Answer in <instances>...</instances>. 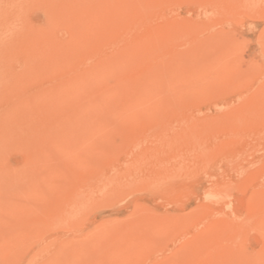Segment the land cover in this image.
Masks as SVG:
<instances>
[{"label": "rangeland", "instance_id": "374dc122", "mask_svg": "<svg viewBox=\"0 0 264 264\" xmlns=\"http://www.w3.org/2000/svg\"><path fill=\"white\" fill-rule=\"evenodd\" d=\"M63 1L0 0V264H264V0Z\"/></svg>", "mask_w": 264, "mask_h": 264}, {"label": "bare ground", "instance_id": "6f19581e", "mask_svg": "<svg viewBox=\"0 0 264 264\" xmlns=\"http://www.w3.org/2000/svg\"><path fill=\"white\" fill-rule=\"evenodd\" d=\"M16 1H18V0H16ZM75 1H76V0H75ZM75 1H74V2H75ZM80 1H81V0H80ZM93 1H94V0H93ZM101 1H102V0H101ZM106 1H107V0H106ZM106 1L104 0V2H106ZM119 1H120V0H119ZM124 1H125V0H124ZM133 1H134V0H133ZM138 1H139V0H138ZM150 1H151V0H150ZM152 1H153V0H152ZM154 1H155V0H154ZM235 1H236V0H235ZM238 1H239V0H238ZM249 1H250V3L252 2V3H254V4H255V3L257 4V1H256V0H249ZM260 1H261V0H260ZM63 2H65V1L62 0V3H63ZM116 2H117V1H116ZM135 2H136V1H135ZM141 2H142V1H141ZM148 2H149V1H148ZM171 2H172V1H171ZM233 2H234V0H233ZM261 2H263V0H262ZM10 3H11V2H10ZM14 3H16V2H14ZM58 3H59V2H58ZM60 3H61V2H60ZM71 3H72V2H71ZM108 3H109V2H108ZM110 3H111V2H110ZM112 3H113V2H112ZM117 3H118V2H117ZM117 3H116V4H117ZM131 3H132V2H131ZM234 3L236 4L237 1L234 2ZM8 4H9V3H8ZM17 4H18V3H17ZM17 4H16V5H17ZM19 4H20V3H19ZM65 4H66V3H65ZM85 4H86V3H85ZM91 4H92V3H91ZM97 4H98V3H96V6H95V7H97ZM113 4H115V3H113ZM113 4H111V5H113ZM136 4H137V3H136ZM138 4H139V3H138ZM161 4H162V3H161ZM164 4H166V2H165ZM238 4H239V3H238ZM238 4H237V5H238ZM240 4H241V3H240ZM240 4H239V5H240ZM258 4H259V2H258ZM3 5H4V4H3ZM16 5L13 6V10H14V7H16ZM20 5H21V4H20ZM20 5H19V6H20ZM67 5H68V4H67ZM87 5H88V4H87ZM93 5H95V2L93 3ZM93 5H92V7H93ZM111 5H110V6H111ZM117 5H118V4H117ZM156 5H157V4H156ZM156 5H155V7H156ZM229 5H230V4H229ZM232 5H233V7H234V4H232ZM239 5H238V6H239ZM252 5H253V4H252ZM252 5H251V6H252ZM9 6H10V5H9ZM70 6H71V5H70ZM115 6H116V5H115ZM119 6H120V5H119ZM133 6H134V3H133ZM149 6H150V5H149ZM227 6H228V5H227ZM245 6H246V5H245ZM251 6H249V7H251ZM260 6H262V5H260ZM7 7H8V6H7ZM92 7H91V8H92ZM143 7H144V5H143ZM235 7H236V5H235ZM240 7H241V5L239 6V8H240ZM243 7H244V6H243ZM249 7H248V8H249ZM255 7H256V6H253V8H255ZM8 8H9V7H8ZM79 8H81V7H79ZM98 8H100V7L98 6ZM106 8H107V7H106ZM126 8H127V7H126ZM128 8H129V7H128ZM141 8H142V7H141ZM161 8H162V7H161ZM221 8H222V7H221ZM9 9H10V8H9ZM20 9H21V8H20ZM100 9H101V8H100ZM130 9H132V8H130ZM156 9H157V8H156ZM226 9H227V8H226ZM226 9H225V6H224L223 10L226 11ZM73 10H74V9H73ZM80 10H81V9H80ZM83 10H84V9H83ZM93 10H96V8L93 9ZM93 10H92V12H94ZM97 10H98V9H97ZM119 10H120V9H119ZM135 10H136V9H135ZM138 10H139V9H138ZM228 10L230 11V9H228ZM237 10H238V7H237ZM239 10H241V8H240ZM246 10H247V9H246ZM248 10H249V9H248ZM5 11H6V10L4 9V12H5ZM19 11H20V10H19ZM98 11H99V10H98ZM117 11H118V10H117ZM117 11H116V12H117ZM122 11H123V10H122ZM131 11H132V13H133V10H131ZM144 11H145V10H144ZM225 11H224V12H225ZM235 11H236V10H235ZM14 12H15V10H14ZM14 12H12V10H11V13H12V14H13ZM23 12H24V11H23ZM83 12H84V11H83ZM99 12H101V11H99ZM99 12H98V13H99ZM120 12H121V11H120ZM120 12H119V13H120ZM137 12H138V11H137ZM137 12H134V13L137 14ZM139 12H140V11H139ZM147 12H148V11H147ZM153 12H154V11H153ZM158 12H159V11H158ZM158 12H157V13H158ZM221 12H222V14H224L223 11H221ZM227 12H228V11H227ZM238 12H239V11H238ZM2 13H3V12H2ZM7 13H8V12H6V14H7ZM20 13H21V11H20ZM20 13H18L19 16H18V14H17V18H13L14 21H15L16 19H18V17L21 16ZM26 13H27V12H26ZM94 13H95V12H94ZM104 13H105V12H103V14H104ZM129 13H130V12H129ZM151 13H152V12H151ZM9 14H10V13H9ZM9 14H7V15H9ZM82 14H83V13H82ZM99 14H100V13H99ZM106 14H107V13H106ZM106 14H105V15H106ZM120 14H121V13H120ZM126 14H127V13H126ZM136 14H135L134 16H136ZM225 14H226V12H225ZM77 15H78V14H77ZM97 15H98V14H97ZM112 15H113V14H112ZM123 15H124V14H123ZM130 15H132V14H130ZM142 15H143V16H142ZM142 15H139V16H142V17L144 18V14H142ZM147 15H148V14H147ZM147 15H146V16H147ZM219 15H220V14H219ZM4 16H5V15H4ZM25 16H26V15H25ZM89 16H90V15H89ZM137 16H138V14H137ZM139 16H138V17H139ZM53 17H54V15H53ZM86 17H88V16H86ZM104 17H105V16H104ZM115 17H116V15H115ZM123 17H124V16H123ZM125 17H127V16H125ZM142 17H140V18H142ZM2 18L4 19V17H2ZM7 18H8V17H7ZM84 18H85V16H84ZM129 18H131V16H130ZM129 18H128V19H129ZM140 18H138V19H140ZM152 18H153V17H152ZM226 18H227V16H226ZM9 19H11V18H9ZM87 19H89V17H88ZM87 19H85V21H87ZM91 19H92V18H91ZM121 19H122V15H121ZM134 19H135V18H134ZM136 19H137V17H136ZM136 19H135V20H136ZM0 20L2 21V19H0ZM98 20H99V19H98ZM98 20H97V21H98ZM106 20H107V19H106ZM119 20H120V19H119ZM119 20H118V21H119ZM125 20L128 21L127 19H125ZM140 20H141V19H140ZM3 21H4V20H3ZM3 21H2V22H3ZM12 21H13V20H12ZM59 21H60V20H59ZM85 21H84V23H85ZM108 21H110V20L108 19ZM129 21H130V20H129ZM4 22H5V21H4ZM4 22H3V23H4ZM91 22H92V21H91ZM114 22H115V20H114ZM131 22H132V21H131ZM141 22H142V21H141ZM74 23H75V21H74ZM86 23H87V22H86ZM86 23H85V25H86ZM97 23H99V21H98ZM115 23H116V22H115ZM118 23H119V22H118ZM126 23L128 24V22H126ZM126 23H124V24H126ZM132 23H133V22H132ZM0 24H1V22H0ZM5 24H6V23H5ZM121 24H122V22H121ZM140 24H142V23H140ZM158 24H159V23H158ZM3 25H4V24H3ZM53 25H54V23H53ZM92 25H93V24H92ZM98 25H99V24H98ZM111 25H112V24H111ZM116 25H118V24L116 23ZM130 25H132V24L130 23ZM134 25H137V24H134ZM142 25H143V24H142ZM156 25H157V24H156ZM13 26H14V25H13ZM112 26H113V25H112ZM120 26H121V25H119V27H120ZM4 27H5V26H4ZM29 27H30V26H29ZM88 27L91 28V26H88ZM147 27H148V26H147ZM13 28H14V27H13ZM15 28H16V27H15ZM15 28H14V29H15ZM51 28H52V27H51ZM54 28H55V27H54ZM94 28H96V27L94 26ZM98 28H99V27H98ZM102 28H103V27H102ZM104 28H105V27H104ZM107 28H108V27H107ZM107 28H105V29H106V30H105V31H106L105 34H107V32H109V30H107ZM110 28H111V27H110ZM9 29H11V28L9 27ZM91 29H92V28H91ZM91 29H90V30H91ZM122 29H123V28H122ZM159 29H160V28H159ZM88 30H89V29H88ZM90 30H89V31H90ZM92 30H93V29H92ZM92 30H91V31H92ZM113 30H114V29L111 28V32H112ZM125 30L129 31L130 29L128 30V28H126ZM131 30H132V29H131ZM141 30H142V29H141ZM155 30H157V29L154 28V32H155ZM0 31H1V30H0ZM9 31H10V30H9ZM60 31H61V30H60ZM79 31H80V30H79ZM83 31H84V30H83ZM85 31H86V29H85ZM103 31H104V30H103ZM143 31H144V29H143ZM151 31L153 32L152 28H151V30L148 29V32L152 33ZM116 32H117V31H116ZM124 32H125V31H124ZM134 32H135V31H134ZM137 32H138V31H137ZM140 32H141V31H140ZM140 32H139V33H140ZM145 32H146V31H145ZM156 32H157V31H156ZM159 32H160V31H159ZM3 33H4V32H3ZM3 33H2V34H3ZM8 33H9V32H8ZM68 33H69V32H68ZM81 33H82V32H81ZM113 33H114V32H113ZM117 33H118V32H117ZM135 33H136V32H135ZM157 33H158V32H157ZM4 34H5V33H4ZM4 34L2 35V37H4ZM6 34H7V33H6ZM84 34H85V33H84ZM133 34H134V33H133ZM0 35H1V34H0ZM70 35H71V33H70ZM76 35H77V34H76ZM85 35H86V34H85ZM97 35H98V34H97ZM99 35H100V37H101V33H100ZM138 35H139V34H138ZM138 35H137V37H138ZM145 35H147V36L150 37L149 34H145ZM5 36H6V35H5ZM105 36H106V35H105ZM119 36H121V35H119ZM141 36H143V33H142ZM147 36H146V38H147ZM0 37H1V36H0ZM82 37H83V36H82ZM86 37H89V36L86 35ZM102 38H103V37H102ZM112 38H113V37H112ZM123 38H125V37L123 36ZM123 38H121V39H123ZM140 38H143V37H140ZM83 39H84V37H83ZM87 39L89 40V38H87ZM119 39H120V37H119ZM128 39H129V38H128ZM136 39H137V38H136ZM92 40H93V39H92ZM125 40H127V39L125 38ZM148 40H149V39H148ZM23 41H24V39H23ZM115 41H116V38H115ZM122 41H123V40H122ZM136 41H137V40H136ZM139 41H140V40H139ZM53 42H54V41H53ZM53 42H52V43H53ZM78 42H79V41H78ZM93 42H94V41H93ZM96 42H97V41H96ZM96 42H95V43H96ZM110 42H111V41H110ZM125 42H126V41H125ZM127 42H128V41H127ZM133 42H134V41H133ZM133 42H132L131 44H133ZM30 43H31V42H30ZM58 43H59V42H58ZM61 43H62V42H61ZM64 43H66V42H64ZM69 43H70V42H69ZM69 43H68V44H69ZM80 43H81V42H80ZM88 43H89V41H88ZM90 43H91V42H90ZM100 43H101V42H100ZM117 43H118V42H117ZM119 43L121 44V42H119ZM119 43H118V44H119ZM146 43H147V42H146ZM149 43H150V42H149ZM32 44H33V42H32ZM68 44H67V46H68ZM91 44H92V43H91ZM112 44H113V43H112ZM131 44H129V46H130ZM139 44H140V43H139ZM139 44H138V45H139ZM5 45H6V44H5ZM71 45H72V44H71ZM84 45H85V44H84ZM84 45H82V46H84ZM89 45H90V44H89ZM92 45H93V44H92ZM101 45H102V44H101ZM103 45H104V44H103ZM114 45H116V44H114ZM123 45H124V44H123ZM127 45H128V44H127ZM140 45H142V44H140ZM144 45H145V43H144ZM144 45H143V46H144ZM147 45H148V44H147ZM0 46H1V45H0ZM27 46H28V45H27ZM49 46H50V45H49ZM107 46H108V45H107ZM111 46H112V45H111ZM121 46H122V44H121ZM121 46L119 45V47H121ZM136 46H137V45H136ZM145 46H146V45H145ZM145 46H144V47H145ZM148 46H149V45H148ZM76 47L78 48L77 45H76ZM130 47H131V46H130ZM134 47H135V46H134ZM141 47H142V46H141ZM141 47H140L139 49H137V51L141 50ZM144 47H143V49H144ZM19 48H20V47H19ZM34 48H35V47H34ZM51 48H52V47H51ZM61 48H62V47H61ZM85 48H86V47L84 46V49H83V50H85ZM96 48H97V47H95V49H96ZM101 48H102V47H101ZM116 48H117V47H116ZM136 48H137V47H136ZM148 48H149V47H148ZM78 49H79V48H78ZM95 49H94V50H95ZM108 49H109V48H108ZM111 49H112V48H111ZM124 49H126V48H124ZM129 49H130V51H131L133 48H132V49H131V48H128V49H126V50H129ZM3 50H4V49H3ZM3 50H2V51H3ZM9 50H10V49H9ZM12 50H14V48H12ZM12 50H11V51H12ZM20 50H21V49H20ZM63 50H64V49H63ZM96 50H97V49H96ZM121 50H123V49H121ZM126 50H124V51H126ZM134 50H135V49H134ZM79 51H80V50H79ZM85 51H86V50H85ZM88 51H89V49H88ZM112 51H113V50H112ZM124 51H123V54H125ZM135 51H136V50H135ZM144 51H145V50H144ZM144 51H143V52H144ZM7 52H8V51H7ZM63 52H64V51H63ZM69 52H70V51H69ZM90 52H91V51H90ZM95 52H96V51H95ZM126 52H128V51H126ZM132 52H134V51L132 50ZM48 53H49V52H48ZM57 53L59 54V52H57ZM66 53H68V52H66ZM76 53H77V52H76ZM98 53H99V52H98ZM138 53H139V52H138ZM12 54H13V52H12ZM17 54H18V53H17ZM69 54H70V53H68V55H69ZM80 54H81V52H80ZM80 54H78V55H80ZM85 54H86V52H85ZM128 54H129V53H128ZM19 55H21V54H19ZM68 55H67V56H68ZM72 55H73V54H72ZM126 55H127V54H126ZM0 56H1V55H0ZM122 56H123V55H122ZM132 56H133V54H132ZM145 56H146V55H145ZM9 57H10V56H9ZM72 57H73V56H72ZM136 57H137V56H136ZM142 57H143V55H142ZM148 57H149V56H148ZM148 57H147V58H148ZM20 58H21V57H20ZM82 58H84V57L82 56ZM85 58H86V57H85ZM121 58H122V57H121ZM128 58H129V57H128ZM140 58H141V57H140ZM60 59H61V58H60ZM63 59H64V58H63ZM73 59H75V58H73ZM77 59H78V58H77ZM109 59H110V58H109ZM109 59H108V61H109ZM125 59H126V57H125ZM130 59H131V57H130ZM138 59H139V58H138ZM142 59H143V58H142ZM2 60H3V59H2ZM58 60H59V59H58ZM112 60H113V59H112ZM135 60H136V58H135ZM140 60H141V59H140ZM148 60H149V59H148ZM3 61H4V60H3ZM55 61H56V60H55ZM55 61H54V62H55ZM113 61H115V60H113ZM132 61H133V58H132ZM136 61H137V60H136ZM141 61H142V60H141ZM144 61H145V60H144ZM36 62H37V61H36ZM66 62H67V61H66ZM128 62H131V61L129 60ZM0 63H1V61H0ZM9 63H10V62H9ZM67 63H68V62H67ZM92 63H93V62H92ZM132 63H134V62H132ZM143 63H144V62H143ZM47 64H48V63H47ZM70 64L72 65V63H70ZM112 64H113V63H112ZM128 64H129V63H128ZM144 64H145V63H144ZM146 64H147V63H146ZM103 65H104V64H103ZM110 65H111V63H110ZM116 65H118V62L116 63ZM123 65H124V64H123ZM123 65H122V66H123ZM125 65H126V64H125ZM125 65H124V66H125ZM135 65H136V64H135ZM135 65H134V66H135ZM137 65H139V64H137ZM141 65H142V63H141ZM141 65H140V66H141ZM54 66H55V65H54ZM142 66H144V65H142ZM101 67H102V65H101ZM118 67H119V66H118ZM127 67H128V66H127ZM144 67H145V66H144ZM147 67H148V66H147ZM40 68H41V67H40ZM115 68H116V67H115ZM92 69H93V68H92ZM116 69H117V68H116ZM116 69H115V71H116ZM123 69H124V68H123ZM123 69H122V70H123ZM147 69H148V68H147ZM95 70H96V67H95ZM113 70H114V67H113ZM120 70H121V68H120ZM133 70H134V69H133ZM43 71H44V70H43ZM123 71H124V70H123ZM146 71H147V70H146ZM57 72H58V71H57ZM57 72H55V73H57ZM93 72H94V71H93ZM93 72H91V73H93ZM117 72H118V71H117ZM127 72H129V71H127ZM144 72H145V71H144ZM40 73H41V71H40ZM43 73H44V72H43ZM49 74H50V73H49ZM75 74H76V73H75ZM81 74H82V73H81ZM123 74H124V73H122L121 76H122ZM127 74H128V73H127ZM106 75H107V74H106ZM118 75H120V74H118ZM124 75H126V74H124ZM128 75H129V74H128ZM131 75H132V74H131ZM145 75H146V74H145ZM52 76H53V75H52ZM93 76H94V75H93ZM102 76H103V75H102ZM104 76H105V75H104ZM33 77H34V76H33ZM62 77H63V76H62ZM63 78H64V77H63ZM97 78H98V77H97ZM113 78H114V77H113ZM116 78H117V76H116ZM128 78H129V77H128ZM16 79H17V78H16ZM111 79H112V78H111ZM130 79H131V78H130ZM2 80H3V79H2ZM4 80H5V79H4ZM70 80H71V79H70ZM85 80H87V78H86ZM122 80H123V79H122ZM144 80H145V79H144ZM60 81H61V80H60ZM131 81H132V80H131ZM73 82H74V81H73ZM86 82H87V81H86ZM127 83H128V82H127ZM94 84H95V83H94ZM122 84H123V83H122ZM130 84H131V83H130ZM1 85H2V84H1ZM262 85H263V84H262ZM76 86H77V85H76ZM122 86H123V85H122ZM123 87H124V86H123ZM140 87H142V86H140ZM260 87H261V86H260ZM260 87H259V88H260ZM42 88H43V87H42ZM101 88H102V87H101ZM111 88H112V87H111ZM113 88H114V87H113ZM142 88H143V87H142ZM138 89H139V87H138ZM145 89H146V88H145ZM261 89H262V87H261ZM81 90H82V89H81ZM120 90H121V89H120ZM128 90H129V89H128ZM143 90H144V89H143ZM87 91H88V90H87ZM111 91H112V90H111ZM126 91H127V90H126ZM50 92H51V91H50ZM117 92H118V91H117ZM259 92H261V91L259 90ZM36 93H37V92H36ZM144 93H145V91H144ZM225 93H226V92H225ZM70 94H71V93H70ZM145 94H146V93H145ZM66 95H67V94H66ZM98 95H99V94H98ZM100 95H101V94H100ZM100 95H99V96H100ZM58 96H59V95H58ZM103 96H104V95H103ZM14 97H15V96H14ZM37 97H38V96H37ZM40 97H41V96H40ZM90 97H91V96H90ZM17 98H18V97H17ZM35 98H36V97H35ZM35 98H34V99H35ZM86 98H87V97H86ZM143 98H144V97H143ZM224 98H225V97H224ZM247 98H248V97H247ZM77 99H78V98H77ZM79 99H80V98H79ZM251 99H252V98H251ZM262 99H263V97H262ZM47 100H48V99H47ZM50 100H51V99H50ZM224 100H225V99H224ZM67 101H68V100H67ZM22 102H23V101H22ZM35 102H36V101H35ZM75 102H76V101H75ZM81 102H82V101H81ZM256 102L259 103V104H256V106H258V105H260V104L262 103V102L260 103V101H259V102L256 101ZM27 103H28V102H26V104H27ZM79 103H80V101H79ZM21 104H22V103H21ZM26 104H25V105H26ZM33 104H34V103H33ZM36 104H37V103H36ZM68 104H69V103H68ZM70 104H71V103H70ZM5 105H6V104H5ZM15 105H16V104H15ZM17 105H18V104H17ZM27 105H29V104H27ZM20 106H21V105H20ZM42 106H43V105H42ZM73 106H74V105H73ZM79 106H80V105H79ZM244 106H245V105H244ZM261 106H263V104H262ZM21 107H22V106H21ZM21 107H20V108H21ZM29 107H30V106H29ZM55 107H56V106H55ZM66 107H67V106H66ZM241 107H242V106H241ZM86 108H87V107H86ZM242 108H243V107H242ZM257 108H258V107H257ZM23 109H24V108H23ZM30 109H31V108H30ZM51 109H52V108H51ZM82 109H83V108H82ZM240 109H241V108H240ZM259 109H260V107H259ZM259 109H258V110H259ZM27 110H28V109H27ZM85 110H86V109H85ZM87 110H90V109H87ZM229 110H230V109H229ZM234 110H235V109H234ZM20 111H21V110H20ZM60 111H61V110H60ZM181 111H182V110H181ZM239 111H240V110H239ZM251 111H252V110H251ZM23 112H24V111H23ZM241 112H243V111H241ZM259 112H260V111H259ZM18 113H19V112H18ZM60 113H61V112H60ZM67 113H68V112H67ZM77 113H78V111H77ZM10 114H11V113H10ZM16 114H17V113H16ZM61 114H62V113H61ZM244 114H245V113H244ZM3 115H4V114H3ZM25 115H26V114H25ZM178 115H179V113H178ZM246 115H247V114H246ZM252 115H253V113H252ZM237 116H239V115H237ZM19 117H20V115H19ZM19 117H17V118H19ZM242 117H244V116L241 115L240 118H242ZM250 117H251V116H250ZM258 117H259V116H258ZM24 118H25V117H24ZM30 118H31V117H30ZM205 118H206V117H205ZM256 118H257V117H256ZM19 119H20V118H19ZM231 119H232V118H231ZM244 119H245V117H244ZM247 119H249V118H247ZM23 120H24V119H23ZM172 120H173V119H172ZM189 120H190V119H189ZM192 120H193V119H192ZM204 121H205V120H204ZM210 121H211V120H210ZM223 121H224V120H223ZM228 121H229V120H228ZM246 121H247V120H246ZM248 121H249V120H248ZM252 121H253V120H252ZM261 121H262V120H261ZM11 122H12V121H11ZM218 122H219V121H218ZM220 122H221V121H220ZM257 122H258V121H257ZM4 123H5V122H4ZM43 123H44V122H43ZM197 123H198V122H197ZM224 123H225V122H224ZM204 124H205V123H204ZM213 124H215V122H214ZM220 124H221V123H220ZM236 124H237V123H236ZM10 125H11V124H10ZM195 125H196V124H195ZM198 125H200V122H199ZM215 125H216V124H215ZM227 125H228V124H227ZM245 125H246V123H245ZM11 126H12V125H11ZM168 126H169V125H168ZM180 126H181V125H180ZM189 126H190V124H189ZM205 126H206V125H205ZM208 126H209V125H208ZM236 126H237V125H236ZM191 127H192V126H191ZM203 127H204V126H203ZM227 127H228V126H227ZM229 127H230V126H229ZM246 127H247V126H246ZM248 127H250V126H248ZM50 128H51V127H50ZM196 128H197V127H196ZM231 128H232V127H231ZM253 128H254V127H253ZM201 129H202V128H201ZM206 129H207V128H206ZM227 129H228V128H227ZM240 129H241V128H240ZM149 130H150V129H149ZM197 130H198V129H197ZM197 130H195V131H197ZM199 130H200V129H199ZM208 130H209V129H208ZM228 130H229V129H228ZM231 130H232V129H231ZM231 130H230V131H231ZM206 131H207V130H205V132H206ZM215 131H216V130H215ZM251 131H252V129H251ZM209 132H211V131H209ZM217 132H218V131H217ZM177 133H178V132H177ZM195 133H196V132H195ZM195 133H193L192 136H194ZM202 133H203V132H202ZM245 133H246V132H245ZM137 134H138V133H137ZM170 134H171V133H170ZM196 134H197V133H196ZM196 134H195V135H196ZM210 134H211V133H210ZM214 134H215V133H214ZM217 134H219V133H217ZM225 134H226V133H225ZM252 134H253V133H252ZM199 135H201L200 137H202V134L199 133ZM203 135H204V133H203ZM205 135H207V134H205ZM237 135H238V134H237ZM237 135H236V136H237ZM239 135H240V134H239ZM243 135H244V134H243ZM188 136H189V135H188ZM207 136H208V135H207ZM229 136H230V135H229ZM212 137H213V136H212ZM138 138H139V137H138ZM150 138H151V137H150ZM168 138H169V137H168ZM178 138H179V137H178ZM184 138H185V137H184ZM189 138H190V137H189ZM194 138H195V136H194ZM208 138H209V137H208ZM229 138H230V137H229ZM156 139H157V138H156ZM181 139H182V138H181ZM195 139H196V138H195ZM135 140H136V139H135ZM170 140H171V139H170ZM178 140H179V139H178ZM182 140H184V139H182ZM216 140H217V139H216ZM228 140H229V139H228ZM149 141H150V140H149ZM185 141H187V140H185ZM194 141H195V140H193L191 143H193ZM134 142H135V141H134ZM201 142L203 143L204 141H201ZM206 142H208V141H206ZM218 142H219V141H218ZM136 143H137V140H136ZM133 144H134V143H133ZM199 144H200V143H199ZM223 144H224V143H223ZM188 145H189V144H188ZM188 145H187V147H188ZM191 145H192V144H191ZM225 145H226V144H225ZM139 146H140V145H139ZM139 146H138V149H139ZM185 146H186V145H185ZM192 146H193V145H192ZM205 146H206V144H205ZM226 146H227V145H226ZM135 147H136V146H135ZM156 147H157V146H156ZM161 147H163V146H161ZM193 147H194V146H193ZM198 147H199V146H198ZM218 147H219V146H218ZM133 148H134V146H133ZM136 148H137V147H136ZM163 148H164V147H163ZM184 148H185V147H184ZM191 148H192V147H191ZM194 148H195V147H194ZM219 148H220V147H219ZM134 149H135V148H134ZM149 149H150V148H149ZM175 149H176V148H175ZM197 149H198V148H197ZM201 149H202V147H201ZM201 149H199V150H201ZM132 150H133V149H132ZM146 150H147V149L145 148V151H146ZM153 150H154V147H153ZM153 150H152V151H153ZM172 150H173V149H172ZM176 150H177V149H176ZM183 150H184V149H183ZM183 150L180 148V151H178V152H179V153H180V152L183 153V152H182ZM225 150H226V149H225ZM145 151H144V152H145ZM156 151H157V150H156ZM165 151H166V150H165ZM218 151H219V150H218ZM218 151H216V152H218ZM153 152H154V151H153ZM172 152H173V151H172ZM178 152H177V154H178ZM189 152H190V151H189ZM191 152H192V150H191ZM191 152H190V153H191ZM194 152H195V151H194ZM194 152H193V154H194ZM197 152H199V151H197ZM129 153H130V152H129ZM155 153H157V152H154L153 155H154ZM144 154H145V153H144ZM171 154H172V153H171ZM185 154H186V153H185ZM233 154H234V153H233ZM130 155H131V154H130ZM166 155H167V154H166ZM181 155H182V154H181ZM189 155H190V154H189ZM156 156H157V155H156ZM160 156H161V155H160ZM167 156H168V155H167ZM171 156H172V155H171ZM211 156H212V155H211ZM139 157L142 158V157H145V156L142 154V155L138 156V158H139ZM158 157H159V156H158ZM161 157H162V156H161ZM161 157L158 158V159H156V157H155V159H156V160H159V159H161ZM169 157H170V156H169ZM145 158H146V157H145ZM151 158H152V157H151ZM153 158H154V157H153ZM211 158H212V157H211ZM130 159H131V158H130ZM155 159H153V160H155ZM143 160H144V159H143ZM156 160H155V161H156ZM171 160H173V159H171ZM134 161H135V159H134ZM136 161H137V160H136ZM136 161H135V163H136ZM159 161L161 162L162 160H159ZM174 161H175V160H174ZM141 162H142V161H141ZM133 163H134V162H133ZM144 163H145V162H144ZM155 163H156V162H155ZM124 164H125V163H124ZM142 164H143V163H141V165H142ZM152 164H153V163H152ZM173 164H174V162H173ZM133 165H135V164H133ZM138 165H139V163H138ZM143 165H144V164H143ZM148 165H149V164H148ZM155 165H156V164H155ZM136 166H137V165H136ZM134 167H135V166H134ZM150 167H151V166H150ZM132 168H133V167H132ZM137 168H138V167H137ZM139 168H142V167L139 166ZM139 168H138L137 170H138V172L140 171L139 174H141V169H139ZM174 168H175V167H174ZM143 169H144V168H143ZM146 169H147V168H146ZM148 169H149V168H148ZM137 170H136V171H137ZM169 170H170V169H169ZM129 171L131 172V170H129ZM129 171H128V173H127V172H126V173L129 174ZM132 171H133V175H134L135 173H137L136 171H135V173H134V169H133ZM143 171H144V170H143ZM171 171H173V170L171 169ZM174 171H175V170H174ZM123 172H124V171H123ZM176 172H177V171H176ZM184 172H185V171H184ZM186 172H187V171H186ZM170 173H171V172H170ZM137 174H138V173H137ZM120 175H121V174H120ZM122 175H123V173H122ZM122 175H121V176H122ZM130 175H131V174H129V176H130ZM127 176H128V175H127ZM137 176H138V175H137ZM124 177H125V174H124ZM133 177H135V176H133ZM140 177H141V176H140ZM185 177H186V176H185ZM127 178H128V180H129L131 177H130V178H129V177H126L125 179L127 180ZM125 179H124V180H125ZM158 179H159V178H158ZM162 179H163V178H160V180H162ZM128 180H127V182H128ZM114 181H117V180L115 179ZM129 181H130V180H129ZM90 182H91V181H90ZM125 182H126V181H125ZM161 182H162V181H161ZM101 183H102V182H101ZM117 183H118V182H117ZM99 184H100V183H99ZM113 184H114V183H113ZM124 184H125V183H124ZM134 184H135V183H134ZM134 184H133V185H134ZM116 185H119V184H116ZM135 185H136V184H135ZM110 186H111V183H109V182L102 183L101 186H100L99 192H100V193H103L104 191L110 189V188H111ZM120 186H121V185H120ZM125 186H126V184H125ZM153 186H154V185H153ZM109 187H110V188H109ZM116 189H117V188H116ZM124 189H125V188H124ZM87 190H88V189H87ZM89 190H90V189H89ZM76 194H77V193H76ZM82 196H83V195H82ZM84 196H85V195H84ZM90 196H91V195H90ZM89 198H90V197H89ZM82 200H84V199H82ZM82 200H81V201H82ZM86 200H87V199H86ZM88 200H89V199H88ZM84 202H85V201H84ZM75 203H76V202H75ZM77 203H78V202H77ZM77 203H76V204H77ZM81 203H82V205H83L82 207H84L83 202H81ZM79 204H80V203H79ZM85 204H86V202H85ZM80 205H81V204H80ZM71 207H72V209H73V207H76V206L74 205V206H71ZM78 207H79V206H78ZM78 207H77V208H78ZM80 207H81V206H80ZM69 208H70V207H69ZM84 208H85V207H84ZM69 210H70V209H69ZM77 210H78V209H77ZM77 210H75V212H79V211H80V210H79V211H77ZM72 211H73V210H72ZM81 211H82V210H81ZM73 212H74V211H73ZM73 212H72V213H73ZM70 214H71V211H70ZM70 214H69V215H70ZM63 215H64V213H63ZM69 215H67V217H68ZM75 215H76V214H75ZM75 215H74V216H75ZM74 216H73V218H74ZM76 216H77V215H76ZM206 216H207V215H206ZM77 218H78V217H77ZM66 219H67V218H66ZM68 219H69V218H68ZM189 219H190V218H189ZM67 221H68V220H67ZM81 221H82V220H81ZM73 222H74V220H73ZM189 258H190V257H189ZM195 258H197V257H195ZM192 261H193V260H192ZM144 262H145V261H144Z\"/></svg>", "mask_w": 264, "mask_h": 264}]
</instances>
